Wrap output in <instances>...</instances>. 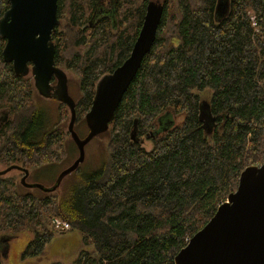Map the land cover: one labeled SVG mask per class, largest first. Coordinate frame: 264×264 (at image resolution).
<instances>
[{"label": "trees", "instance_id": "16d2710c", "mask_svg": "<svg viewBox=\"0 0 264 264\" xmlns=\"http://www.w3.org/2000/svg\"><path fill=\"white\" fill-rule=\"evenodd\" d=\"M115 1L114 17L97 19L92 30L97 0L57 1L54 59L78 78L77 120L84 121L97 80L128 56L149 0ZM218 1L162 0L154 44L99 134L108 139L97 171L75 177L63 192L24 190L0 174V239L32 233L21 260L40 255L55 235L76 231L83 247L74 260L50 264H174L235 190L242 169L264 162V0H220L227 2L221 15ZM8 7L0 0V17ZM4 44L0 36V101L13 118L0 133V163L36 170L67 157L69 133L47 126L27 77L13 84ZM201 109L215 118L210 131ZM167 111L182 120L153 138L149 129ZM133 130L151 147L132 140ZM53 218L70 228L56 229Z\"/></svg>", "mask_w": 264, "mask_h": 264}, {"label": "water", "instance_id": "95a60500", "mask_svg": "<svg viewBox=\"0 0 264 264\" xmlns=\"http://www.w3.org/2000/svg\"><path fill=\"white\" fill-rule=\"evenodd\" d=\"M58 0H8L9 7L0 17V36L5 38L2 57L11 62L16 75L33 74L35 87L44 97H56L69 109L67 131L78 149L77 158L64 169L53 185L74 171L84 158V146L105 132L123 94L136 75L145 55L151 50L164 15V6L150 0L138 35L128 56L96 82L91 105L84 115L87 133L80 137L74 128L75 101L68 91L64 69L56 65L52 32L59 25ZM227 2L218 1L221 15ZM29 63L31 64L29 66ZM55 78L54 84L50 83ZM202 127L210 131L215 120L208 109H201ZM136 131L131 132L135 139ZM12 166L7 167L10 169ZM4 174V173H0ZM174 264H264V162L242 169L235 190L217 206L209 220L197 230L173 257Z\"/></svg>", "mask_w": 264, "mask_h": 264}, {"label": "rangeland", "instance_id": "374dc122", "mask_svg": "<svg viewBox=\"0 0 264 264\" xmlns=\"http://www.w3.org/2000/svg\"><path fill=\"white\" fill-rule=\"evenodd\" d=\"M64 70L68 78L69 94L72 98L75 99V101H78L80 98L78 78L72 71L68 69ZM37 102L38 105L43 108L45 112L48 127H52L57 124L58 126H63L65 128L67 127L69 120L68 113L66 117H64L65 107L63 105L62 107L58 103L59 101L56 97L38 96ZM82 118H84V115ZM181 120V115H174L172 112L167 111L157 117L153 127L149 130L151 132L158 130L164 132L165 128H171L175 123H179ZM75 130L77 131L79 136H85L87 133V126L85 124V121H82V119L76 120ZM162 132H158L156 135H161ZM139 136H141L143 139L141 141L143 146H145L146 148H150L151 141L147 138V135L144 134ZM107 139V135H97L93 137L88 143H86V145L84 146L83 160L79 163L78 167L74 171L67 174L60 181V184L56 191L63 192L66 184H68L69 182H73L75 177L79 176L80 178H84L86 175L90 174V172L97 171L100 168L101 162L103 161V155L105 153ZM64 145L66 147V151H68L67 157L35 170L33 176L34 179H37L38 181L33 184H38L44 187L52 186L53 182L56 181L60 173L68 166H70V164L77 158V147L73 140L69 138V136L64 140ZM2 169H4V167L0 166V170ZM12 173H16V171L12 170ZM31 188H34V186H31ZM73 234L79 236L77 232L73 231H68L64 234H57V236L53 238L51 242H49V244L47 245L48 249H50L48 252H45L44 255L32 256L28 259L26 258L25 260H21L20 255L26 243L31 238V231L25 230L17 235H4L0 239V255L2 259V264H50L53 261L60 263H69L74 260L78 252L74 255V257L58 258L54 255L53 249H56L57 246L64 243H68L69 247L75 248L76 245L74 244L72 238L70 239L71 235ZM84 248L87 249L88 247Z\"/></svg>", "mask_w": 264, "mask_h": 264}, {"label": "flooded vegetation", "instance_id": "af4514ba", "mask_svg": "<svg viewBox=\"0 0 264 264\" xmlns=\"http://www.w3.org/2000/svg\"><path fill=\"white\" fill-rule=\"evenodd\" d=\"M158 1L162 2V0L161 1L158 0ZM115 2H116L115 0H97V2H96L97 3L96 10L92 14L93 19L89 20V28L91 30L98 28L96 26L97 19H99V18H101L103 16H108L109 18H113L114 17ZM145 10H146V7H145ZM218 13L220 14L221 12L219 11ZM3 39H5V38H3ZM5 62L9 65V66L6 65L7 69H10L13 72V77H15V80L13 79L14 80L13 84L15 86H17L18 84L19 85L23 84L22 80H21V77H27L29 79L30 84H31V89H32V96L31 97H32L33 101L38 104V102H37L38 96H42V95H40L38 93V91H37V89L35 87L33 74L28 72L26 75H16L14 73V71H13L12 63L11 62H7V61H5ZM30 65L31 64L29 63V66ZM16 77H17V79H19V81L18 80L16 81ZM7 81H9V80H7ZM55 82H56L55 78H51L50 83L54 84ZM74 101H75V99H74ZM58 103L61 106L63 105L64 107L67 108V106L64 103H62L60 101ZM76 105H77V101H75V109H76ZM69 115H70V112H69V109H68V116ZM12 118H13V116H12L11 109H10L9 105L6 104V101H0V133H1V131H5V130L9 129V127H7V124L9 125V123H12ZM76 120H77V116H76ZM84 121H85V119H84ZM74 128H75V125H74ZM152 130H155V129H152ZM152 132H154V133H152ZM152 132H150V135H152L153 138H157V136H159V135H156V134L158 132H162V131L158 130V131H152ZM69 137H70V135H69ZM135 139H139L140 143L143 140L142 137L139 136V135L135 136ZM132 140H134V139H132ZM77 151H78V149H77ZM0 166L4 167V169L0 170V173H5V174H2V175L9 176L11 178L15 177L16 183L19 185V187L21 189L30 190V191L41 190L38 187L31 188V186H29V184H33V183L38 181L37 179H34V176H33V173H34L35 169L27 168L25 165H19V164L15 163V162H9L8 164H1L0 163ZM9 166H12V168L7 169V167H9ZM12 170L16 171V173H18V174L12 173ZM7 173H10V174H7ZM14 174L16 176H13ZM35 175H37V174H35ZM45 186H46V184H45ZM44 253H45V249L40 255H44Z\"/></svg>", "mask_w": 264, "mask_h": 264}, {"label": "crops", "instance_id": "0c3cea01", "mask_svg": "<svg viewBox=\"0 0 264 264\" xmlns=\"http://www.w3.org/2000/svg\"><path fill=\"white\" fill-rule=\"evenodd\" d=\"M76 232V231H73ZM78 233V232H77ZM79 234V233H78ZM57 235H55L53 238H55ZM52 238V239H53ZM72 238L74 244L76 245L75 248H71L69 247L68 243H64V244H60L59 246H57L56 249H53L54 251V255L56 257H74V255L79 252V250L83 247L82 245V241H81V237L80 234L79 236L76 235H71L70 239ZM51 239V240H52ZM51 242V241H50ZM49 244V243H48ZM47 250V251H46ZM50 249H48V247L46 246L45 248V252H48ZM56 262V261H53Z\"/></svg>", "mask_w": 264, "mask_h": 264}, {"label": "built area", "instance_id": "2783aa9c", "mask_svg": "<svg viewBox=\"0 0 264 264\" xmlns=\"http://www.w3.org/2000/svg\"><path fill=\"white\" fill-rule=\"evenodd\" d=\"M52 223L53 226L59 230H68L70 228L69 224L66 221H61L56 218L52 219Z\"/></svg>", "mask_w": 264, "mask_h": 264}]
</instances>
